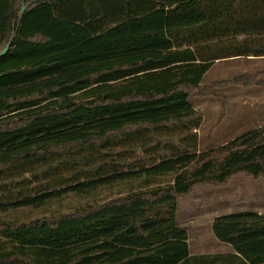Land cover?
Wrapping results in <instances>:
<instances>
[{"label":"trees","instance_id":"trees-1","mask_svg":"<svg viewBox=\"0 0 264 264\" xmlns=\"http://www.w3.org/2000/svg\"><path fill=\"white\" fill-rule=\"evenodd\" d=\"M30 1L8 0L0 213L131 190L80 213L6 225L0 264H264V214L214 219L228 254L191 255L177 222L178 198L197 185L264 177V126L200 152L202 117L189 100L217 62L264 58V0H37L22 15ZM29 234L46 241L15 242Z\"/></svg>","mask_w":264,"mask_h":264},{"label":"rangeland","instance_id":"rangeland-1","mask_svg":"<svg viewBox=\"0 0 264 264\" xmlns=\"http://www.w3.org/2000/svg\"><path fill=\"white\" fill-rule=\"evenodd\" d=\"M12 13L8 0H0V48L11 40ZM264 60L236 58L216 63L201 89L192 90L190 102L202 117L198 130L200 152H209L231 140L264 126ZM246 76V77H244ZM243 77L242 81L235 79ZM216 81V82H214ZM173 176L157 181L161 186ZM133 188V187H132ZM138 187H134L136 190ZM131 186L104 188L87 196L68 195L41 209H20L0 213V244L6 225H23L89 210L119 197ZM252 211L264 214V177L238 174L224 185L200 184L178 198L177 222L187 234L192 255L231 253L230 245L219 242L212 231L216 217ZM44 235H25L19 244H43Z\"/></svg>","mask_w":264,"mask_h":264},{"label":"water","instance_id":"water-1","mask_svg":"<svg viewBox=\"0 0 264 264\" xmlns=\"http://www.w3.org/2000/svg\"><path fill=\"white\" fill-rule=\"evenodd\" d=\"M36 1L37 0L30 1L27 5L23 4V8H22V13L21 14L23 15L26 12L27 8L30 7L31 5H33ZM13 38L14 37H12V40H13ZM12 40L0 52V60L2 58H4L8 54V52H9L11 46H12Z\"/></svg>","mask_w":264,"mask_h":264},{"label":"crops","instance_id":"crops-1","mask_svg":"<svg viewBox=\"0 0 264 264\" xmlns=\"http://www.w3.org/2000/svg\"><path fill=\"white\" fill-rule=\"evenodd\" d=\"M240 59H241V58H240ZM248 59H249V58H248ZM250 59H256V60H259V59H260V60H264V58H254V57H250ZM232 60H234V59H232ZM217 63H218V62H217ZM215 66H216V64L211 68V70H212ZM211 70H210V71H211ZM210 71H209V72H210ZM209 72L205 75L204 80H203V83H202V86L205 85L206 76L209 74ZM262 73L264 74V72H261L260 74H262ZM214 82H216V81H214ZM188 243H189V241H188ZM190 252H191V250H190ZM231 252H232V251H231ZM191 255H192V254H191Z\"/></svg>","mask_w":264,"mask_h":264}]
</instances>
